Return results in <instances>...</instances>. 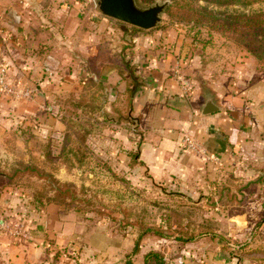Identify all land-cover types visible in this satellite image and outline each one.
<instances>
[{
  "label": "crops",
  "instance_id": "crops-1",
  "mask_svg": "<svg viewBox=\"0 0 264 264\" xmlns=\"http://www.w3.org/2000/svg\"><path fill=\"white\" fill-rule=\"evenodd\" d=\"M86 4L85 0H0V57L8 64L11 75H19L16 81L33 90L34 97L33 100H13L0 95L1 170L8 171L18 163L42 159L45 157L42 150L48 139L56 144V148L64 144L65 127L59 120L58 107L47 101L44 103L46 110L41 109L44 99L50 102L57 97L53 91L61 96L67 90L71 92L70 88H76L71 93L77 95L84 84L106 76L109 78L107 82L111 83L104 88L108 97L104 103L106 112L123 115L127 110L128 114L117 130L109 132L101 143L120 150L109 152L106 146L108 153L103 154L105 158L125 160L126 155L138 147L137 165L141 168L142 162L144 170L154 181L182 189V186H188V182L210 175L211 171H206L207 164L217 168L228 165L232 158L230 151L244 150L253 144L259 148L264 143L262 83L249 81L248 75H201V66L191 54L179 68V75L174 72L175 65L172 71L171 67L166 71L170 56L163 58L164 55L162 60L145 56L141 61L144 65L131 71L124 59L129 48L122 45V39H115L123 33L122 28L112 26L108 17L88 10ZM46 17L52 21H47ZM46 23H51L53 32L61 28L62 35L47 41L44 48L52 50H45L43 58H30V54H24V49L34 45L22 34L29 33L32 26L39 31L37 26L43 27ZM55 62L58 63L57 69L52 70L47 65L42 70L43 64ZM130 62L131 65L136 63V57H131ZM48 78L55 85L51 91L47 90L51 87ZM132 82L134 91L128 108L125 88L131 87ZM206 92L215 95L221 109L201 115L199 108ZM115 96H120L121 100L112 104ZM22 99L25 102H19ZM131 118L136 119L143 132L140 142L126 127ZM184 135L196 140L206 151L207 158L184 148ZM56 156L60 158V155ZM11 187L4 182L0 184V217L6 211H12L16 201V193L10 191ZM17 199L21 200L20 197ZM37 207L40 211H31L36 222L30 231V239L0 234V264H66L61 259L54 262L51 252L47 254V250L55 248L62 239L80 244L83 246L80 255L84 259L95 255L100 264H125L127 253L126 263H144L145 249L135 253L128 251L123 239L112 245L108 233L101 232L100 241H97V231L87 227L82 220H75L74 215L65 213L54 202ZM237 217L223 218L232 224H238V220L244 222ZM84 264L93 263L86 260ZM168 264L253 263L251 260L240 262L237 257L228 255L220 242L201 236L178 252H168Z\"/></svg>",
  "mask_w": 264,
  "mask_h": 264
},
{
  "label": "rangeland",
  "instance_id": "rangeland-1",
  "mask_svg": "<svg viewBox=\"0 0 264 264\" xmlns=\"http://www.w3.org/2000/svg\"><path fill=\"white\" fill-rule=\"evenodd\" d=\"M85 1L88 10L99 13L97 0ZM163 1L165 0H137V3L149 6ZM168 1L160 21L150 29H141L108 17L112 26L122 28L123 33L114 38L122 39V45L129 48L124 59L131 71L136 66L144 65L141 61L145 56L162 60L163 55V58L170 56L166 71L170 67L172 71L173 65L183 67L186 58L191 54V58L196 56L197 64L201 66V75H248L249 81L262 83L264 89V59L254 58L231 33L209 28L208 25L201 24L202 22L183 19L178 12L174 13L173 7L168 10L173 5V0ZM194 5H204L211 10L224 12L264 10V1L243 6L218 5L207 0H196ZM45 19L52 21L48 17ZM50 24L46 23L43 27L38 25L39 31H36V26H32L29 33L22 34L34 45L24 49L25 55L30 54V58H43L45 50H52L44 46L48 45L49 39H58L62 31L57 28L53 32ZM0 38L2 39L1 34ZM131 57L137 59L132 65ZM0 60V64L6 63L1 57ZM47 65L50 69L58 68V63L55 62L43 64L42 70ZM18 76L12 73L13 83H18ZM98 78V81L84 84V88L77 95L71 93L76 88H70L71 92L67 90L71 94L66 91L61 96L53 91L57 97L50 102L44 99L41 103L44 105L48 101L49 105L55 104L58 107L59 120L65 127L62 139L64 144L57 145L60 148H56V144L48 139L42 150L45 157L28 164L39 171L52 174L61 182L73 183L77 194L74 200L54 204L59 205L65 213L74 215L75 220H82L87 227L97 231V241H100V234L108 233L110 244L116 245L123 239L128 251H132L136 241L139 249L156 251L167 257V263L168 252H178L201 236L220 242L222 249L228 255L237 257L240 262L251 260L253 264L264 263V143L259 148L253 144L244 150L230 151L232 158L229 164L220 168L209 166L206 162V171H211L210 175L206 174L195 182L190 181L182 189L154 181L147 170H144L142 162L141 168L137 165L138 147L130 151L125 160L105 158L103 153H108L106 146L113 153L120 149L101 144L102 139L109 132L117 130V126L122 120H126L128 113L126 110L123 116L120 112H106L104 103L108 97L104 88L111 83L107 82L108 76ZM48 80L51 87L47 90L51 91L55 85L51 78ZM130 85L131 87L125 88L124 97L128 101V108L134 91V83ZM0 95L1 98L9 96L13 100L19 99L2 91ZM120 100V96H115V100L111 102L115 104ZM23 101L22 99L19 102ZM41 109L46 110L45 105ZM69 120L86 124L87 128L79 125L71 127ZM128 120L130 123L126 126L127 129L136 141H142L143 132L139 130L136 119ZM61 147H65V152L61 153ZM56 155H60V158ZM18 164L13 168L20 167ZM10 186V191L16 193V201L12 211L3 213L5 220L9 224H22L30 233L36 222L31 211L38 210L37 206L52 203L48 199L53 197L54 190L42 174L30 175L23 169L18 176L12 178ZM17 197L21 200L18 201ZM227 216H238L244 222L238 220V224L229 223L223 218ZM82 248L75 241L62 239L55 248L46 250L47 254L51 252L54 262L61 259L66 264H84L87 260L89 263L100 264L95 255L84 259L80 255ZM128 256L129 253L124 256L125 264H128Z\"/></svg>",
  "mask_w": 264,
  "mask_h": 264
},
{
  "label": "trees",
  "instance_id": "trees-1",
  "mask_svg": "<svg viewBox=\"0 0 264 264\" xmlns=\"http://www.w3.org/2000/svg\"><path fill=\"white\" fill-rule=\"evenodd\" d=\"M196 0H173L172 7L174 13L180 14L183 19H188L196 23L206 24L209 28L219 30L221 32H229L233 38L241 44V46L254 58L258 60L264 59V10L252 11H235L224 12L214 11L204 5H194ZM206 1V0H204ZM218 5L240 4L249 6L256 2L264 0H207ZM71 127L79 125L81 128H87L86 124L76 123L69 120ZM65 147L62 152H65ZM68 150V149H67ZM69 152V150L67 151ZM66 152V153H67ZM73 152V151H71ZM19 165V164H18ZM20 167H14L12 171H4L0 169V184H12V178L20 174L21 169L27 171L30 175L42 174L44 178L48 179L51 184V189L54 190V195L48 201L54 203H65L74 200L76 197V187L70 182H61L52 174L39 171L38 168L31 164L20 163ZM20 168V169H18ZM14 170V171H13ZM139 250V243L134 242L132 252ZM143 264H168L165 256L156 251H148L144 255Z\"/></svg>",
  "mask_w": 264,
  "mask_h": 264
},
{
  "label": "water",
  "instance_id": "water-1",
  "mask_svg": "<svg viewBox=\"0 0 264 264\" xmlns=\"http://www.w3.org/2000/svg\"><path fill=\"white\" fill-rule=\"evenodd\" d=\"M169 4L168 0L155 2L149 6H141L137 0H97L96 7L104 16L113 18L141 29H150L157 25L160 16ZM221 109L215 95L206 92L199 113L207 115Z\"/></svg>",
  "mask_w": 264,
  "mask_h": 264
},
{
  "label": "built area",
  "instance_id": "built-area-1",
  "mask_svg": "<svg viewBox=\"0 0 264 264\" xmlns=\"http://www.w3.org/2000/svg\"><path fill=\"white\" fill-rule=\"evenodd\" d=\"M174 72L176 74L179 72L177 65ZM0 91L5 92L13 98H24L29 100L33 98V90L30 87L12 82L7 63L0 64ZM182 139L184 148L194 150L207 158L206 151L191 136L184 135ZM0 234H7L20 239L31 238V235L25 226L17 222L9 224L6 222L4 216L0 217Z\"/></svg>",
  "mask_w": 264,
  "mask_h": 264
}]
</instances>
